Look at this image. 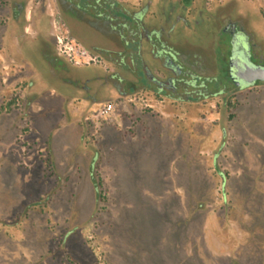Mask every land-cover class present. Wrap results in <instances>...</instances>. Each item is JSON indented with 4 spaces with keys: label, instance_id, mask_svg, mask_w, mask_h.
Here are the masks:
<instances>
[{
    "label": "rangeland",
    "instance_id": "rangeland-1",
    "mask_svg": "<svg viewBox=\"0 0 264 264\" xmlns=\"http://www.w3.org/2000/svg\"><path fill=\"white\" fill-rule=\"evenodd\" d=\"M9 59L0 53V264H205L230 244L242 263L264 264V86L236 94L231 112L221 98L120 108L98 135L97 202L83 166L56 169L48 144L68 162L85 151L91 105L63 114L37 71Z\"/></svg>",
    "mask_w": 264,
    "mask_h": 264
},
{
    "label": "flooded vegetation",
    "instance_id": "flooded-vegetation-1",
    "mask_svg": "<svg viewBox=\"0 0 264 264\" xmlns=\"http://www.w3.org/2000/svg\"><path fill=\"white\" fill-rule=\"evenodd\" d=\"M0 11V53L22 68L29 63L45 91L63 98L57 106L63 114L76 104L91 105L80 127L75 124L85 151L68 162L67 154L56 157L48 144L56 169L83 166L97 202L98 135L103 125L118 120L120 108L133 116L158 104L221 98L231 112L236 94L264 86V79L237 83L233 77L264 68V0H0ZM76 28L90 38L84 41ZM28 52L37 60L29 61ZM37 99L34 95L30 104ZM14 103L8 100L1 110ZM227 135L224 129L222 144ZM218 235L227 238L224 231ZM230 246H213L214 259L208 256L204 263L244 264Z\"/></svg>",
    "mask_w": 264,
    "mask_h": 264
},
{
    "label": "water",
    "instance_id": "water-1",
    "mask_svg": "<svg viewBox=\"0 0 264 264\" xmlns=\"http://www.w3.org/2000/svg\"><path fill=\"white\" fill-rule=\"evenodd\" d=\"M234 78H239L237 83L253 81L256 79H264V68H248L246 71L242 73H233Z\"/></svg>",
    "mask_w": 264,
    "mask_h": 264
},
{
    "label": "built area",
    "instance_id": "built-area-1",
    "mask_svg": "<svg viewBox=\"0 0 264 264\" xmlns=\"http://www.w3.org/2000/svg\"><path fill=\"white\" fill-rule=\"evenodd\" d=\"M79 54L82 55L83 54V51L82 50H78ZM104 112H106V109H104Z\"/></svg>",
    "mask_w": 264,
    "mask_h": 264
}]
</instances>
